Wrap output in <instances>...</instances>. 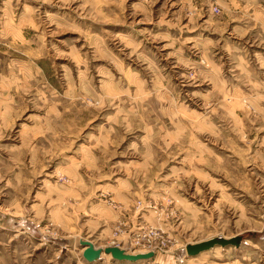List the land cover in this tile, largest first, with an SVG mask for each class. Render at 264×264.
Masks as SVG:
<instances>
[{
    "label": "rangeland",
    "instance_id": "374dc122",
    "mask_svg": "<svg viewBox=\"0 0 264 264\" xmlns=\"http://www.w3.org/2000/svg\"><path fill=\"white\" fill-rule=\"evenodd\" d=\"M0 264H264V0H0Z\"/></svg>",
    "mask_w": 264,
    "mask_h": 264
},
{
    "label": "water",
    "instance_id": "95a60500",
    "mask_svg": "<svg viewBox=\"0 0 264 264\" xmlns=\"http://www.w3.org/2000/svg\"><path fill=\"white\" fill-rule=\"evenodd\" d=\"M237 240V238L230 240L212 239L206 242L189 245L186 247V252L188 256L194 257L204 251H208L214 248L215 246L226 247L229 245H235ZM80 244L82 248L87 246V249L83 251L82 256L89 263L99 260L103 252L105 254H109L114 260L117 261L139 262L142 260H149L153 257V253L131 255L125 253L124 251L118 248H106L95 250L94 247L88 242L81 241Z\"/></svg>",
    "mask_w": 264,
    "mask_h": 264
},
{
    "label": "bare ground",
    "instance_id": "6f19581e",
    "mask_svg": "<svg viewBox=\"0 0 264 264\" xmlns=\"http://www.w3.org/2000/svg\"><path fill=\"white\" fill-rule=\"evenodd\" d=\"M87 242H88V241H87ZM88 243L92 245V243H90V242H88ZM92 246H93V245H92ZM93 247H94V246H93ZM86 249H87V246H86V247H84V248H82V250H83V251H84V250H86ZM94 249H95V250H98V249H97V248H95V247H94Z\"/></svg>",
    "mask_w": 264,
    "mask_h": 264
}]
</instances>
